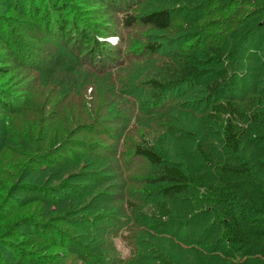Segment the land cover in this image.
Here are the masks:
<instances>
[{"label":"rangeland","instance_id":"rangeland-1","mask_svg":"<svg viewBox=\"0 0 264 264\" xmlns=\"http://www.w3.org/2000/svg\"><path fill=\"white\" fill-rule=\"evenodd\" d=\"M68 1L107 61L67 45L55 24L45 33L26 1L28 12L0 2L10 42L0 43L9 72L0 90L12 103L0 111V264L240 263L211 246L208 206L168 202L170 217L156 218V172L135 149L152 144L184 173L206 170L197 145L213 144L201 129L213 99L193 82L169 86L168 61L219 47L236 60L222 99L263 91L264 2ZM157 11L170 15L168 28L139 22ZM127 16L137 19L130 27Z\"/></svg>","mask_w":264,"mask_h":264},{"label":"trees","instance_id":"trees-1","mask_svg":"<svg viewBox=\"0 0 264 264\" xmlns=\"http://www.w3.org/2000/svg\"><path fill=\"white\" fill-rule=\"evenodd\" d=\"M19 1L21 7L30 8L31 22L43 26L45 33L50 35L55 24L60 38L82 51L81 54L85 53L84 57L99 62L101 58L108 60L104 46L94 44L88 29L73 20L68 0ZM169 19L167 12L157 11L139 22L163 30L169 27ZM136 21L132 16L123 18L126 27ZM3 28L0 24V43L9 47V34ZM154 47L148 48L154 50ZM205 50L208 51L194 56L184 55L177 62L168 61L174 71L167 70L175 78L169 86L177 81L193 82L194 86H203L213 99L201 118L202 132L213 144L197 145L206 170L184 173L164 148L157 149L152 144L137 146L135 153L156 172L149 189V195L155 200L156 218L170 217L168 202L186 200L193 207L208 206V212L214 217L209 236L215 243L211 246L226 257L240 258L238 264H264V90L241 101L222 99L234 80L236 60L225 59L224 50L219 47ZM175 69L178 72L174 75ZM8 74L5 65L0 63V76ZM158 86L168 87L167 84ZM11 104L0 90V111H11ZM246 145L249 153H245ZM201 258L202 264H211L205 256Z\"/></svg>","mask_w":264,"mask_h":264}]
</instances>
